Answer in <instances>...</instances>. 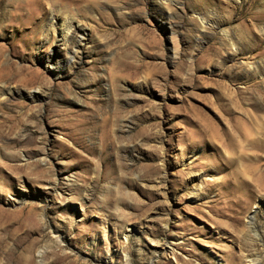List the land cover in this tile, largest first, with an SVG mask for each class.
Listing matches in <instances>:
<instances>
[{
	"label": "rangeland",
	"instance_id": "1",
	"mask_svg": "<svg viewBox=\"0 0 264 264\" xmlns=\"http://www.w3.org/2000/svg\"><path fill=\"white\" fill-rule=\"evenodd\" d=\"M250 255L264 0H0V264Z\"/></svg>",
	"mask_w": 264,
	"mask_h": 264
},
{
	"label": "bare ground",
	"instance_id": "2",
	"mask_svg": "<svg viewBox=\"0 0 264 264\" xmlns=\"http://www.w3.org/2000/svg\"><path fill=\"white\" fill-rule=\"evenodd\" d=\"M64 25V24H63ZM52 26V25H51ZM70 26V25H69ZM68 29H69V27L68 26H66L65 27V32L64 31H62V34L61 35H63V37H65L66 36V34H67V31H68ZM251 256H253V255H250V256H248V257H250V261L252 262L251 264H260L259 262H260V260L261 259H253V257H251Z\"/></svg>",
	"mask_w": 264,
	"mask_h": 264
}]
</instances>
